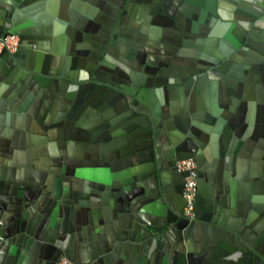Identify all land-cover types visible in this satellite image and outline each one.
Listing matches in <instances>:
<instances>
[{
  "label": "water",
  "instance_id": "1",
  "mask_svg": "<svg viewBox=\"0 0 264 264\" xmlns=\"http://www.w3.org/2000/svg\"><path fill=\"white\" fill-rule=\"evenodd\" d=\"M86 1L75 17L72 0H0V37H20L0 52L2 108L58 114V153L0 157V264H264V162L244 163L219 105L242 71L264 85V0Z\"/></svg>",
  "mask_w": 264,
  "mask_h": 264
},
{
  "label": "crops",
  "instance_id": "2",
  "mask_svg": "<svg viewBox=\"0 0 264 264\" xmlns=\"http://www.w3.org/2000/svg\"><path fill=\"white\" fill-rule=\"evenodd\" d=\"M105 3L103 11L108 12L109 3ZM86 5L91 7V4L86 0H72L71 7L69 6L66 12L64 10V13L77 17L78 14H82L84 9H90L84 7ZM41 12L43 13L41 17L42 22H48L52 12H54V7L48 6L47 10L43 9ZM65 39L62 38L61 40L62 47L65 44ZM123 39L129 41L127 37ZM131 43L138 46V43L135 41L131 40ZM153 56H156V54ZM222 91L225 101L219 102V105L222 106V111L224 112V123L231 124V130L234 132L235 130H239V134L245 138L242 141H238V138H235L233 146L239 148V152L243 149L242 153L246 157L250 151L249 159L244 161L247 165L252 160L258 163L261 161L264 162V85L255 83L248 77L245 71H242L240 78L232 79L231 85L228 86L226 84ZM206 96V88L199 86L196 89L195 106L199 108V105H202L204 100H206ZM1 102L3 103V101L0 100L1 158H4L6 155H13L16 159L27 160L39 154L43 155L49 148V144L51 145L50 153H58L55 140H49L44 135L45 133H53L55 131L54 127H51L48 131H45L44 128L45 125L48 126V123L53 124L54 119L58 117V114H55V109H50L44 105L42 107L39 103H30L26 105V108L24 107L28 110L26 115H22L11 112L9 107L3 109ZM45 119L49 122L45 121ZM200 124L205 129H208L206 131L209 133V130L215 131L213 133H217V137L221 133L219 128L221 126H218L217 129L216 127L211 128L212 126H209L210 123H207L203 118H201ZM70 126L72 125L67 124L66 128L68 129L64 131V134H74L73 130L76 128L74 127L75 125L69 129ZM60 132L62 133V130ZM48 140L52 142L49 143ZM3 183L5 184V182ZM5 202H7L5 199L1 200L0 198V203Z\"/></svg>",
  "mask_w": 264,
  "mask_h": 264
},
{
  "label": "built area",
  "instance_id": "3",
  "mask_svg": "<svg viewBox=\"0 0 264 264\" xmlns=\"http://www.w3.org/2000/svg\"><path fill=\"white\" fill-rule=\"evenodd\" d=\"M20 41L18 34H7L0 37V52L3 49H6L10 52H13ZM175 167L178 171H191L196 167V163L192 158H184L175 161ZM196 194V181L195 177L192 174H188L184 178V187H183V198L185 205L183 207V214L189 218L194 216L195 210V199ZM54 264H75L72 260L67 257H61Z\"/></svg>",
  "mask_w": 264,
  "mask_h": 264
}]
</instances>
